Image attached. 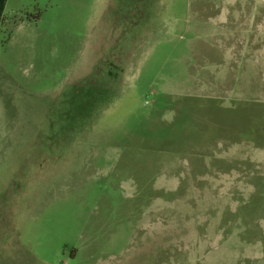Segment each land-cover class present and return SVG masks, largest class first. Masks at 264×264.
<instances>
[{
  "label": "rangeland",
  "instance_id": "rangeland-1",
  "mask_svg": "<svg viewBox=\"0 0 264 264\" xmlns=\"http://www.w3.org/2000/svg\"><path fill=\"white\" fill-rule=\"evenodd\" d=\"M0 264H264V0H9Z\"/></svg>",
  "mask_w": 264,
  "mask_h": 264
},
{
  "label": "crops",
  "instance_id": "crops-1",
  "mask_svg": "<svg viewBox=\"0 0 264 264\" xmlns=\"http://www.w3.org/2000/svg\"><path fill=\"white\" fill-rule=\"evenodd\" d=\"M8 3H9V0H7V3H6V7H5V11H4V16H3L4 22H3V25L1 26V29L2 28L8 29V28H10L13 25V21H14L13 17L8 16V15L5 14L6 13V9L8 7Z\"/></svg>",
  "mask_w": 264,
  "mask_h": 264
},
{
  "label": "trees",
  "instance_id": "trees-1",
  "mask_svg": "<svg viewBox=\"0 0 264 264\" xmlns=\"http://www.w3.org/2000/svg\"><path fill=\"white\" fill-rule=\"evenodd\" d=\"M7 0H0V29L4 22V11L6 7Z\"/></svg>",
  "mask_w": 264,
  "mask_h": 264
}]
</instances>
